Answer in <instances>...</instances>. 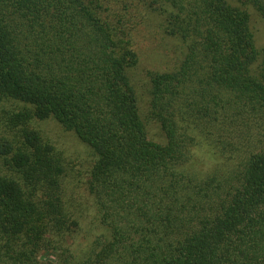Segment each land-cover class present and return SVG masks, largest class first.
<instances>
[{"label":"trees","instance_id":"1","mask_svg":"<svg viewBox=\"0 0 264 264\" xmlns=\"http://www.w3.org/2000/svg\"><path fill=\"white\" fill-rule=\"evenodd\" d=\"M255 21L264 0H0V264H264Z\"/></svg>","mask_w":264,"mask_h":264},{"label":"rangeland","instance_id":"2","mask_svg":"<svg viewBox=\"0 0 264 264\" xmlns=\"http://www.w3.org/2000/svg\"><path fill=\"white\" fill-rule=\"evenodd\" d=\"M255 35L256 40L258 43L264 42V26L260 24L258 21H255ZM152 39V38H151ZM159 39V42H170V40L157 38ZM153 41V40H152ZM166 51H162V49L158 48L155 52L152 53V55L147 56L143 55L141 57L142 65L139 66L138 69H144L146 63L148 66L158 69H163L165 67V64H162L164 61L163 58H166ZM163 57V58H162ZM144 79V78H143ZM35 125H37L41 132L48 137L55 145L61 149L65 155L70 158H83L85 160L89 159L91 156L90 149L85 145V143H82L75 134L63 130V128L58 124L56 120L53 118H48L44 120H36L34 122ZM158 130H156V127L154 126L152 131V126L150 129L151 134H153L154 137L159 138V134H157ZM155 132V133H153Z\"/></svg>","mask_w":264,"mask_h":264}]
</instances>
